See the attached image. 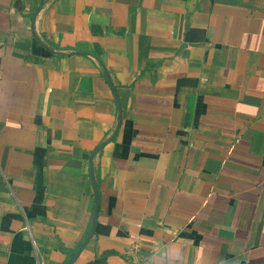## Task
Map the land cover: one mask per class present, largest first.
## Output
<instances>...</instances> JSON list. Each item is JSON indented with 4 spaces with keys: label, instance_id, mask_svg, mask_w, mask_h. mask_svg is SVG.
Wrapping results in <instances>:
<instances>
[{
    "label": "crops",
    "instance_id": "crops-1",
    "mask_svg": "<svg viewBox=\"0 0 264 264\" xmlns=\"http://www.w3.org/2000/svg\"><path fill=\"white\" fill-rule=\"evenodd\" d=\"M84 51V52H79ZM264 264V0H0V264Z\"/></svg>",
    "mask_w": 264,
    "mask_h": 264
},
{
    "label": "water",
    "instance_id": "water-1",
    "mask_svg": "<svg viewBox=\"0 0 264 264\" xmlns=\"http://www.w3.org/2000/svg\"><path fill=\"white\" fill-rule=\"evenodd\" d=\"M79 52H84V51H79ZM105 77H106V80H107L110 88L112 89V92H113V95H114V99H115V103H116V107H117V110H118L116 126H115V129L113 130V132L108 137H106L105 139H103L102 141L97 143L91 149V151L89 153V177H90V181H91V185H92V189H93V197H94L90 224H89L88 230H87L84 238L82 239V241L79 243V245L76 247V249L71 253V255L68 257V259L63 264H71L72 263V261L75 259V257L78 255L80 250L83 248V246L86 244V242L89 240V238L91 237V235L93 233V229H94V225H95V221H96V217H97V212H98L99 194H98V188H97V185H96V182H95V178H94V174H93L92 159H93V156L95 155V153L106 142H108L110 139L113 138V136L116 133V130L118 128L119 122H120L119 101H118V97H117V94H116V90H115L114 85L111 83V80H110L109 76L106 74Z\"/></svg>",
    "mask_w": 264,
    "mask_h": 264
}]
</instances>
